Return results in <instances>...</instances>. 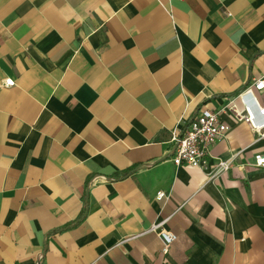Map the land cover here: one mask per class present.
I'll return each instance as SVG.
<instances>
[{
  "label": "crops",
  "instance_id": "1",
  "mask_svg": "<svg viewBox=\"0 0 264 264\" xmlns=\"http://www.w3.org/2000/svg\"><path fill=\"white\" fill-rule=\"evenodd\" d=\"M262 77L264 0H0V264H264V128L172 161L201 108L263 123Z\"/></svg>",
  "mask_w": 264,
  "mask_h": 264
},
{
  "label": "built area",
  "instance_id": "2",
  "mask_svg": "<svg viewBox=\"0 0 264 264\" xmlns=\"http://www.w3.org/2000/svg\"><path fill=\"white\" fill-rule=\"evenodd\" d=\"M6 86H15L16 81L5 80ZM254 89H264V77L256 79L246 88L243 95L251 93ZM231 110L237 119L244 120L254 129L264 128L263 123L259 124L255 118L253 110L245 112L237 111L234 106L226 105L221 111H214L211 108H201L192 121L183 129L173 132L172 145L173 155L172 161L174 165H190L205 168L209 164V158L212 153V146L226 136L230 126L224 119H221V114ZM259 113L264 118V108L259 109ZM254 163L259 167H264V153H257L254 156ZM219 174L225 173L231 167L230 160H220L217 162ZM158 199L166 197L164 191L157 192ZM163 222L152 224L150 231L158 232L159 239L163 243V253H168L169 248L177 242L178 236L176 233L166 230Z\"/></svg>",
  "mask_w": 264,
  "mask_h": 264
},
{
  "label": "water",
  "instance_id": "3",
  "mask_svg": "<svg viewBox=\"0 0 264 264\" xmlns=\"http://www.w3.org/2000/svg\"><path fill=\"white\" fill-rule=\"evenodd\" d=\"M96 179V178H95ZM92 181H94V180H92ZM91 185H92V183H91Z\"/></svg>",
  "mask_w": 264,
  "mask_h": 264
}]
</instances>
